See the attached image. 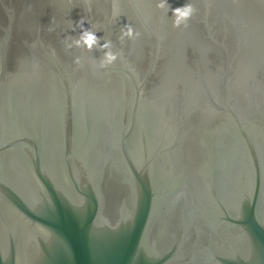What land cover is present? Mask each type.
I'll list each match as a JSON object with an SVG mask.
<instances>
[{
    "label": "water",
    "instance_id": "1",
    "mask_svg": "<svg viewBox=\"0 0 264 264\" xmlns=\"http://www.w3.org/2000/svg\"><path fill=\"white\" fill-rule=\"evenodd\" d=\"M161 2L0 0V264H264V0Z\"/></svg>",
    "mask_w": 264,
    "mask_h": 264
},
{
    "label": "clouds",
    "instance_id": "2",
    "mask_svg": "<svg viewBox=\"0 0 264 264\" xmlns=\"http://www.w3.org/2000/svg\"><path fill=\"white\" fill-rule=\"evenodd\" d=\"M167 6L170 9V5L168 3V0H162V2L158 5V7H165ZM172 15L175 17L174 20V26L179 27L182 23L186 25V22L195 12V8L191 4H184L183 6L176 7L174 9H171ZM84 21L80 20L77 23V27L81 29V33L79 36V39L75 40L76 46L80 47H86L89 51H91L94 47L99 48L101 51L104 49H109L108 51L104 52V57L101 62L102 66H105L107 64L113 63L117 56L114 54L110 48H111V42L107 41L104 43L103 46H100V40L101 37H98L96 33L92 32L90 29L84 27ZM124 36L132 37L133 36V29L131 27H128L127 32L123 33ZM79 61H77L78 63Z\"/></svg>",
    "mask_w": 264,
    "mask_h": 264
}]
</instances>
